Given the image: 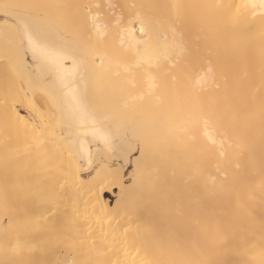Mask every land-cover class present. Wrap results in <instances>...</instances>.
Segmentation results:
<instances>
[{
	"label": "bare ground",
	"instance_id": "bare-ground-1",
	"mask_svg": "<svg viewBox=\"0 0 264 264\" xmlns=\"http://www.w3.org/2000/svg\"><path fill=\"white\" fill-rule=\"evenodd\" d=\"M0 264H264V0H0Z\"/></svg>",
	"mask_w": 264,
	"mask_h": 264
}]
</instances>
